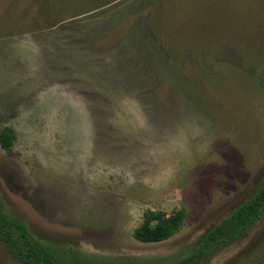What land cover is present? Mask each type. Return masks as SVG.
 Listing matches in <instances>:
<instances>
[{
	"label": "rangeland",
	"instance_id": "374dc122",
	"mask_svg": "<svg viewBox=\"0 0 264 264\" xmlns=\"http://www.w3.org/2000/svg\"><path fill=\"white\" fill-rule=\"evenodd\" d=\"M7 130L0 211L60 263L264 264V212L189 259L264 183V0H0Z\"/></svg>",
	"mask_w": 264,
	"mask_h": 264
},
{
	"label": "trees",
	"instance_id": "16d2710c",
	"mask_svg": "<svg viewBox=\"0 0 264 264\" xmlns=\"http://www.w3.org/2000/svg\"><path fill=\"white\" fill-rule=\"evenodd\" d=\"M15 135L11 130L0 132V149L9 150ZM264 212V183L239 205L229 216L211 228L199 241L197 249L189 257L193 262L206 257L214 247L235 241L251 228ZM185 213L176 211L170 217L161 212L146 211L142 223L133 231V238L141 243H158L174 236L182 227ZM0 241L7 251L24 264H62L45 248L34 242L26 227L18 221L6 218L0 211Z\"/></svg>",
	"mask_w": 264,
	"mask_h": 264
},
{
	"label": "crops",
	"instance_id": "0c3cea01",
	"mask_svg": "<svg viewBox=\"0 0 264 264\" xmlns=\"http://www.w3.org/2000/svg\"><path fill=\"white\" fill-rule=\"evenodd\" d=\"M221 8L224 9L225 7H224V6H221ZM231 12H233V11H231ZM234 14H235V15H234L235 17L238 16V13H234ZM197 19H199V18L197 17Z\"/></svg>",
	"mask_w": 264,
	"mask_h": 264
}]
</instances>
